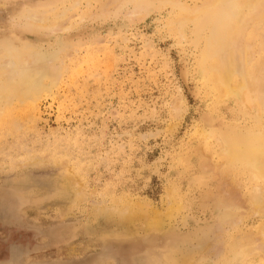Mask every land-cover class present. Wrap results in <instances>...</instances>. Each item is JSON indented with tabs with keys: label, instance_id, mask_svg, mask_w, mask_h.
<instances>
[{
	"label": "rangeland",
	"instance_id": "374dc122",
	"mask_svg": "<svg viewBox=\"0 0 264 264\" xmlns=\"http://www.w3.org/2000/svg\"><path fill=\"white\" fill-rule=\"evenodd\" d=\"M211 1L0 0V264H264V98L212 74L264 70V0L227 50Z\"/></svg>",
	"mask_w": 264,
	"mask_h": 264
},
{
	"label": "bare ground",
	"instance_id": "6f19581e",
	"mask_svg": "<svg viewBox=\"0 0 264 264\" xmlns=\"http://www.w3.org/2000/svg\"><path fill=\"white\" fill-rule=\"evenodd\" d=\"M228 0H212L211 2V5L213 6V9H214V15H213V21H211V26L212 28H217L216 31L217 32H221L224 30L223 32V35L224 37L220 40V41H216L219 45V49L220 47L222 48H225L226 49V41H225V38H226V32L227 33H231V37H230V42L232 43L231 46H233V44H235V42L237 41V36H236V30L235 29H232V25H233V21L236 20L235 22L238 23L242 18H243V15L244 14H247L248 11L250 10H253L257 4L259 2H261V0H242V6L243 8H241V6H238L237 7H234V11L233 10H230L228 8V6L226 5ZM241 1V0H240ZM239 1V3H240ZM210 2V1H209ZM207 2V3H209ZM263 6V5H262ZM257 11V8L255 9ZM213 11V10H212ZM210 13V12H209ZM263 13H264V9H263ZM262 13V14H263ZM209 16V15H208ZM245 16V15H244ZM206 18V20H205ZM210 18V16H209ZM263 18V17H262ZM31 19V18H30ZM204 22L206 24H208L207 22V17H204ZM202 23V22H201ZM203 24V23H202ZM236 25V24H235ZM199 26H201L199 24ZM234 26V25H233ZM259 28V27H258ZM231 29V32H229ZM253 29V28H252ZM251 29V30H252ZM249 36V35H248ZM256 36H257V33H256ZM250 37V36H249ZM263 39V38H261ZM249 41V40H248ZM251 42V40H250ZM245 43V42H244ZM264 43V42H263ZM230 46V47H231ZM264 46V45H263ZM257 47V46H256ZM219 49L216 48V54H218L219 52ZM228 49V48H227ZM226 49V50H227ZM264 49V48H263ZM231 51V48L228 49V56L226 57V59L224 61H222L223 64H218V57L215 56L214 57V60H213V63H214V67L215 69H213V75H214V80L215 82L217 83L218 85V90L221 91V93H237L239 96H240V99L241 101L246 105V106H256V105H259L261 102V99L264 98V96L262 94H257V92H260V93H264V89L261 88L260 86H264V70L260 69L261 73L258 72L259 69H256V65L255 67H253L252 65L249 66V63H247L245 61V59L247 58L246 57V52H245V55L242 57L244 58V62L243 64L241 65L242 68L240 67V70L238 68L239 71H235L234 68L232 66L229 65V61L231 60V57H232V53L230 52ZM220 53V52H219ZM231 54V56H229ZM246 57V58H245ZM241 58V59H242ZM233 62V61H232ZM242 63V62H241ZM235 64V63H234ZM248 64V65H247ZM257 64V63H256ZM259 64V63H258ZM257 64V68L259 67V65ZM233 65V63H232ZM264 66V65H263ZM250 67H253L251 69H249ZM262 67V66H261ZM260 67V68H261ZM209 70V69H208ZM234 70V71H233ZM260 73V74H259ZM237 77V78H236ZM16 79V78H15ZM26 79V78H25ZM237 79V81H236ZM28 80V79H27ZM50 80V79H49ZM11 80H8V82H10ZM15 81V80H14ZM13 81V83H14ZM26 81V80H24ZM29 81V80H28ZM1 82V81H0ZM12 83V82H11ZM16 83V82H15ZM49 83V82H48ZM45 84V83H44ZM261 84V85H260ZM6 85V84H5ZM13 85V84H11ZM50 85V84H49ZM260 85V86H259ZM258 86V87H257ZM7 87L8 85L5 87L6 90H7ZM10 87V85H9ZM13 89H14V86H12ZM11 87V88H12ZM15 87H17L15 85ZM259 87L261 89H259ZM10 88V89H11ZM41 88V87H39ZM8 89V90H10ZM11 89V90H13ZM17 88H15L14 90H16ZM28 89V88H27ZM26 89V91H27ZM32 89V88H30ZM28 89V92H26V94H30L32 92V90ZM6 90L4 89V86H3V89H2V86H1V89H0V97H2V93H5ZM7 90V92H8ZM10 90V91H11ZM20 90V89H19ZM23 90V89H22ZM33 91H37V90H34ZM40 91V89H39ZM46 91V89L44 90ZM16 92H19L18 90H16ZM16 92H15V95H16ZM24 92V91H23ZM11 93V92H10ZM35 93H38L37 92H33L31 93V96L30 98H32V95L35 94ZM40 93V92H39ZM9 94V92L7 93ZM22 94V92L20 93ZM25 94V95H26ZM6 95V93L4 94V96ZM18 96H20L19 94H17ZM24 94H22V98L18 97V96H13L14 97V100L16 99L15 97H18L20 98L21 100H24ZM37 95V94H36ZM3 96V97H4ZM6 97H9L6 95ZM259 97V99L257 98ZM11 98H12V95H11ZM10 98V99H11ZM29 98V96L27 97ZM36 99L37 97H34L33 95V99ZM19 99V100H20ZM5 100V98H4ZM12 100V99H11ZM18 100V101H19ZM6 101V100H5ZM4 101V102H5ZM9 101V99H8ZM17 101V100H16ZM21 102V101H19ZM10 103V102H9ZM1 105V104H0ZM7 105V104H6ZM1 107V106H0ZM257 108V106H256ZM257 110V109H256ZM260 127V126H259ZM238 137V136H237ZM240 140V139H239ZM256 141V142H255ZM255 141L251 142V143H248V142H245L243 144H240V145H234V149H237V153L235 154V156H241L239 158L240 161H242V163H244V165L246 166V170H248L247 172L252 176L253 180L254 181H263L264 183V135L263 137L262 136H258V138L256 137L255 138ZM243 142V141H241ZM231 151V150H230ZM236 159V158H235ZM248 174V175H249ZM258 182V181H257ZM260 183V182H259ZM256 201V200H255ZM253 203V207L255 210H257V208H259V203L258 202H252ZM262 211V210H261ZM254 212V211H253ZM256 213V212H255ZM260 214V213H259ZM263 224V223H262ZM259 232V236H260V241L262 242V244L264 245V224L262 225V227L260 228V230L258 231ZM154 235V234H153ZM243 236V235H242ZM252 236V235H251ZM252 241V240H251ZM249 240H245L244 243H242L241 245V249H247L249 244H251L252 242ZM255 242L252 243V247L255 245L254 244ZM250 247V246H249ZM251 247V248H252ZM251 248H248L251 249ZM255 248V246H254ZM246 251V250H245ZM244 251V252H245ZM249 252V251H248ZM251 253V252H250ZM244 257V256H243ZM263 262V261H262Z\"/></svg>",
	"mask_w": 264,
	"mask_h": 264
}]
</instances>
